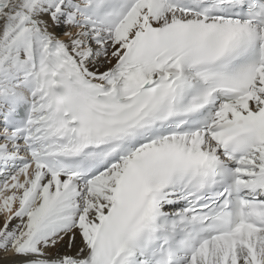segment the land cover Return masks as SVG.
<instances>
[{"label":"snow or ice","instance_id":"1","mask_svg":"<svg viewBox=\"0 0 264 264\" xmlns=\"http://www.w3.org/2000/svg\"><path fill=\"white\" fill-rule=\"evenodd\" d=\"M0 264H264V0H0Z\"/></svg>","mask_w":264,"mask_h":264}]
</instances>
